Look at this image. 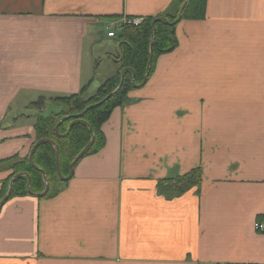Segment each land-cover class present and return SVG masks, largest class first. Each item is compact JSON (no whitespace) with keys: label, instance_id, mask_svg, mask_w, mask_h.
Wrapping results in <instances>:
<instances>
[{"label":"crops","instance_id":"crops-1","mask_svg":"<svg viewBox=\"0 0 264 264\" xmlns=\"http://www.w3.org/2000/svg\"><path fill=\"white\" fill-rule=\"evenodd\" d=\"M178 11V0H0V199L8 160L29 155L47 112L32 104L92 96L119 68L110 29ZM175 36L57 194L0 208V264H264V0H207ZM195 168L198 187L159 192Z\"/></svg>","mask_w":264,"mask_h":264},{"label":"trees","instance_id":"trees-1","mask_svg":"<svg viewBox=\"0 0 264 264\" xmlns=\"http://www.w3.org/2000/svg\"><path fill=\"white\" fill-rule=\"evenodd\" d=\"M186 2V6L182 12V18L202 19L206 16L207 0H178L179 11L174 15H164L167 21L162 17H147L142 19L140 25L135 26L124 23L116 32L117 42L120 47L119 68L114 76L108 78L92 96H85L83 92L54 98V102L59 105L62 110L52 112L48 116L39 115L35 124L37 133L36 142L40 139H52L60 149V168L64 176L70 173V165L74 158L86 147L92 140L89 126L86 123H76L67 137H60L56 134L55 127L57 123L65 116L82 113L86 108L98 104L104 100L109 94L117 89L121 82L122 71L125 72V80L123 86L116 91L111 97L97 107L89 109L83 116L93 129L95 141L85 156L95 153L105 145V135L101 129L111 116L112 111L123 105L127 100L130 90L136 85L142 84L149 62L151 42L154 36V28L156 35L153 41V62L150 68V75L154 71L157 58L166 52L173 50L177 46L175 36L176 25L170 23L175 22L181 8ZM156 21L155 26L153 22ZM133 74L135 78L133 80ZM84 91V89H83ZM45 100L41 98L32 106H43ZM74 120L70 117L59 126L61 134L67 132L69 124ZM19 156L9 159L12 168H18L4 183L1 199L6 195L11 179L19 174L26 173L31 177V190L33 193H41L44 191L46 183L43 173L34 168L29 162V155L24 160ZM33 160L35 164L46 172V176L50 185L46 196H52L59 192L64 186L58 175L56 166V150L55 146L50 143L41 144L35 151ZM13 161V162H12ZM202 169L195 168L190 172L174 177L160 180L158 182L159 192L169 198L181 196L185 192L198 187L202 180ZM28 178L26 176L18 177L13 186L11 196L28 194Z\"/></svg>","mask_w":264,"mask_h":264},{"label":"water","instance_id":"water-1","mask_svg":"<svg viewBox=\"0 0 264 264\" xmlns=\"http://www.w3.org/2000/svg\"><path fill=\"white\" fill-rule=\"evenodd\" d=\"M186 6V2L184 3L183 7L181 8L180 10V13H179V17L178 19L173 22V23H170L171 25H176L181 19H182V12L184 10ZM162 19L166 20L167 21V18L165 17H162ZM155 23L156 21L153 22V25L155 26ZM155 35H156V30L154 28V36H153V39H152V42H151V49H150V57H149V62H148V66H147V71H146V75H145V78L142 82V84L140 85H136L135 82H134V87H138V86H141V85H144L149 76H150V68H151V65H152V62H153V41H154V38H155ZM125 72L126 70H123L122 71V75H121V82L119 84V86L117 87L116 90H114L111 94H109L104 100H102L101 102H99L98 104H95L93 106H90L88 108H86L82 113H79V114H72V115H69V116H65L62 120H60L56 127H55V131H56V134L60 137H67L69 135V133L71 132V129L73 128V126L78 123V122H83V123H86L88 126H89V129H90V132H91V135H92V140L86 145V147L74 158V160L72 161L71 165H70V173L68 176H64L61 172V168H60V149L59 147L57 146V144L55 143L54 140L52 139H46V138H43V139H40L38 140L37 142H35V144L33 145L30 153H29V162L30 164L36 168V169H39L42 173H43V176H44V180H45V183H46V186H45V189L43 192L41 193H36L35 195H38L40 197H43V196H46L48 191H49V188H50V185H49V182H48V179H47V176H46V172L39 168L34 160H33V156H34V153L36 151V149L41 145V144H44V143H50L52 145L55 146V150H56V166H57V171H58V175L60 177V179L62 181H69L73 175H74V172H75V167H76V164L86 155V153L90 150L91 146L93 145L94 141H95V135H94V132H93V129L92 127L85 121L83 120V116L84 114L91 108L93 107H97L99 105H101L103 102H105L109 97H111L116 91H118L122 86H123V83H124V80H125ZM135 78V75L133 74V80ZM70 117H74V120L69 124V127H68V130L66 133L64 134H61L60 131H59V126L61 125L62 122H64L65 120H67L68 118ZM20 176H26L28 178V192L31 193V194H34L31 190V177L26 174V173H19L17 175H15L11 181H10V186L8 188V191L6 193V195L3 197V199L0 201V208L7 202V200L11 197L12 195V192H13V186H14V182L15 180L20 177Z\"/></svg>","mask_w":264,"mask_h":264},{"label":"rangeland","instance_id":"rangeland-1","mask_svg":"<svg viewBox=\"0 0 264 264\" xmlns=\"http://www.w3.org/2000/svg\"><path fill=\"white\" fill-rule=\"evenodd\" d=\"M109 42H111V43H113L112 45L114 46V44L116 43V42H114V41H109ZM117 44V43H116ZM113 46H110V45H107L106 47H105V50H103V47H102V45H99L98 46V53H99V55H101V56H106V54H104V52H111V53H113L114 55H116V53H117V50H115V48L113 47ZM112 61V57L111 58H108V57H105L102 61H101V63L99 64V66L96 68V72L99 74L100 72H103V71H105V70H109V68H110V62ZM96 92V91H95ZM94 92V93H95ZM93 93V94H94ZM92 94V95H93ZM42 105L43 106H45V108H46V113L45 114H43L44 116H48V115H50L52 112H59V111H61L62 110V108L60 107V106H58L57 104H54V103H52V102H44V104L42 103ZM28 156V155H27ZM27 156H23V157H21V156H19L21 159H25V158H27ZM21 159H19L18 158V160H21ZM13 162V161H12ZM10 166H11V168H10V170H12V173H11V175L12 174H14V172H16L17 170L16 169H20V167H18V168H12V164L10 163ZM10 175V176H11ZM10 176L8 177V179L10 178Z\"/></svg>","mask_w":264,"mask_h":264},{"label":"built area","instance_id":"built-area-1","mask_svg":"<svg viewBox=\"0 0 264 264\" xmlns=\"http://www.w3.org/2000/svg\"><path fill=\"white\" fill-rule=\"evenodd\" d=\"M142 22L141 18H128L125 20V23L131 24V25H135L138 26L140 25V23ZM108 36L109 37H116V32L113 29H110L108 31ZM256 229H264V224H256Z\"/></svg>","mask_w":264,"mask_h":264}]
</instances>
